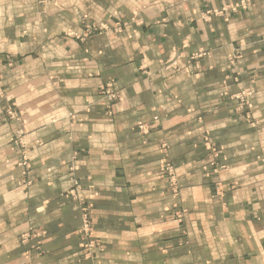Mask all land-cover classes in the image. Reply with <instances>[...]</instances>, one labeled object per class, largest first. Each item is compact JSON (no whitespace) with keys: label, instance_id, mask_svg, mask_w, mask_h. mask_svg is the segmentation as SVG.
<instances>
[{"label":"crops","instance_id":"1","mask_svg":"<svg viewBox=\"0 0 264 264\" xmlns=\"http://www.w3.org/2000/svg\"><path fill=\"white\" fill-rule=\"evenodd\" d=\"M240 1L0 0V264L26 263L31 229L44 232L31 264H264V0ZM87 24L98 31L80 35ZM108 82L113 114L98 95ZM241 90L252 124L231 98ZM206 136L228 170L203 168ZM163 144L178 195L160 174ZM77 182L101 242L93 260L66 195Z\"/></svg>","mask_w":264,"mask_h":264},{"label":"rangeland","instance_id":"2","mask_svg":"<svg viewBox=\"0 0 264 264\" xmlns=\"http://www.w3.org/2000/svg\"><path fill=\"white\" fill-rule=\"evenodd\" d=\"M250 0H241L238 6L244 7L249 4ZM210 12L216 14L218 10L209 11L207 14H210ZM116 26V25H115ZM98 27L94 25L87 24L85 27V31L83 34L80 35H89L90 33H94L98 31ZM120 25L115 29V32L121 31ZM71 35H78L74 33H70ZM80 37V36H79ZM82 38V37H80ZM240 55L233 57L230 60V64H234L237 58H239ZM238 81V77L235 78ZM224 94H228L227 92H224ZM98 95L104 100L105 105L107 107V112L109 114H113L114 106L117 104V102L121 99L120 94L118 92V89L115 87L114 82H108L107 84L100 87L98 90ZM251 95L252 92L249 90H241L238 93L231 94V98L238 100L239 104L238 109H241V111H245V121L248 123H254L256 122L255 119H253V116L251 114V108L253 106L251 102ZM250 110V111H249ZM5 116L9 121H16L22 124V115L14 108L13 105H8L5 110ZM70 116L74 119L75 115L70 114ZM159 119L157 115L153 117V123L156 122ZM146 123L141 122L138 124L139 131L143 133H148L150 129L152 128L153 123ZM205 143L209 144V147L211 149V157L210 159L203 164V168L209 171L210 173L219 174L223 171L228 170V165L221 161V148H218L216 146L210 145V138L208 136L204 137ZM13 147L16 149L18 159H17V167L19 168L21 175L23 176L21 183L24 186H30L33 183V180L30 177V171L32 169V163L29 156V150L27 148L26 140H25V134L23 132V129L19 126L13 135V141H12ZM162 149V161L160 165V174L168 180L170 185V192L171 194L178 195L181 189V184L178 178V174L175 168V165L169 160V156L167 154V145L163 144ZM211 166V167H210ZM212 170H208V169ZM83 190V187L81 184L74 183L72 188H70L66 195L70 199H73L78 203L80 212H81V227L78 231L79 237L82 242V250H81V257L84 260H93L96 258L97 250L101 247V242L96 236L95 233V225L92 221L91 216V210L92 205L87 202V199L82 196L81 192ZM180 207H178L179 209ZM186 212V209L181 208V210L177 211V217L178 219H181L184 216V213ZM44 232L37 230V229H31L23 234H21V243L24 245H29L28 248L24 251L23 255L26 259L25 264H31V259L35 256H41L44 254L43 249V241L42 236Z\"/></svg>","mask_w":264,"mask_h":264}]
</instances>
